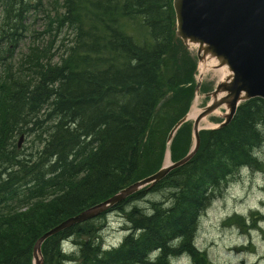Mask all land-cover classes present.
Instances as JSON below:
<instances>
[{
    "label": "bare ground",
    "instance_id": "bare-ground-1",
    "mask_svg": "<svg viewBox=\"0 0 264 264\" xmlns=\"http://www.w3.org/2000/svg\"><path fill=\"white\" fill-rule=\"evenodd\" d=\"M18 1L13 0L12 3L16 5ZM22 1L21 11H18L17 7L18 12L10 16L8 20L0 22V51H3L2 59L6 72L11 73L14 69L17 73L23 72V82L26 83L19 87L16 86L17 84L14 86L15 97L8 106L10 114L17 113L18 117L23 119L21 120L23 128L17 127L9 139L11 145H15L18 151L16 152L13 147L9 157L0 151V163L3 161L2 158L6 162L10 160L11 165L14 166L13 170L19 172L22 167L21 163L27 159L30 160L27 171L30 167L31 170L29 173H24V183L34 187L40 186L41 189L44 188L43 186L48 187L49 184H53L54 190L62 192L59 194L53 191L50 195L48 190L45 191V194L49 196L47 198L49 201H42V204L47 206L53 202L57 204L62 199L58 195L64 193L68 195L75 190L76 185L94 175L92 160L98 155L97 151L100 149L99 146H102V141L96 133L91 134V132L83 135L80 140L78 137L72 140L61 136L56 145L57 151L52 156L48 154L44 159H39L35 151L18 153L19 150H23V147L28 146L24 145V141H26L25 144H29L33 140H41L39 146L43 144V141H49L52 133L47 130L48 127L55 119L58 121L61 119V114L56 112L58 107L55 105L53 96L49 102H33L32 94L36 83L51 73L55 75L71 73L90 75L107 69L111 72H119L128 69V67H135L139 61L131 55L132 48L146 50L155 54L156 57L166 59L173 52V44L169 41L168 46H163L155 41L150 26L142 18V11L137 5L127 4L126 0H61V2L52 0L51 4H54L55 9L53 15L45 13L47 6L43 3L44 0ZM58 5L60 8L56 7ZM244 6H247L248 11L254 12L258 19L264 20V0H249V2L238 0L239 14L245 13L241 9ZM102 7L105 8L102 9ZM42 13L45 14L44 17H47V20L49 19V22H46L44 29L36 30L30 23L33 21L35 24L37 21L38 24ZM10 26H15L14 30L18 29V35H20L19 29L26 31L19 41L15 40V32L11 39V33L14 30L11 32ZM29 37H31L32 44L28 45L24 53H20L22 56L15 63V49L24 38ZM167 37L169 39V36ZM117 39L130 44L128 46L120 45L116 42ZM186 45L190 49L198 50V46L195 44ZM31 49H34V52L28 59L26 55ZM206 60L208 63L200 64V73L215 70L220 79L217 83L231 77L228 69L217 67L219 62L215 57L207 56ZM164 67L158 65L159 70L157 69L158 73L155 75L154 88L158 87L146 117L148 123L141 133L138 145L134 147L136 157L134 156V170L130 173L132 178L125 183L118 180L122 184L114 183L110 189L99 194L95 201H87V204L76 212L55 211L51 217H46L43 223V213L37 214V211L34 230L30 228L26 230L29 231L28 234L31 232L34 236L32 251L24 253L23 248H20L10 256L0 254V264H18L12 257H24L22 264H86L89 259H92V256L96 257L98 254L102 255L106 252L115 254L119 250L129 252L132 243L135 242L141 243V249H144L146 255L145 260L139 264H177L176 261L182 258L189 259L192 264H216L209 256L207 249L211 251L217 246L214 242L209 241L200 245L199 239L210 230L209 227L203 226L206 209L216 200L226 197V187L231 182L228 181L225 188L222 187L216 193L214 192L211 195V203L206 207H199L192 219L187 218L186 221H183V211L171 209L172 205L170 204L193 200L192 187L195 184L198 185L199 181H192L186 176L180 177L176 173L172 175L171 170L164 174L157 173L164 165H177L181 161L183 163L173 169L198 162L197 167L193 166V171L201 172L207 164L216 160L208 159L205 165L203 161L205 158H202L204 153L201 157L197 155L205 141V136L201 133L218 130L229 125L235 115L228 121L226 118V114L229 112L227 107L222 106L225 110L222 107L217 108L208 117L200 120L199 134L195 137V122L199 112L202 111L198 108L199 94L193 95L190 100L189 83L177 82L170 87L169 75L164 72ZM165 89H171L170 96L172 92H184L182 94L185 98L179 104L170 103L167 101L168 94L163 95ZM41 92L44 96L47 91ZM211 115H218L222 118L209 122ZM154 125L169 126V131L174 138L167 136L166 140L159 141L155 148L150 140L151 127ZM28 129H34L36 134ZM182 130L186 133L189 132L190 137L181 132ZM196 139L199 141L198 145ZM263 147L264 143L261 149ZM39 148L41 149V147ZM2 149L4 148H0V150ZM260 150L255 153V158L257 163L260 165L262 163L264 166V159H262L264 152L260 153ZM177 154L179 157L173 158ZM31 161H36V164ZM45 161L46 163H44ZM245 169L249 168L243 165L238 173L239 176L236 175L235 178L238 179ZM211 170H214L212 171L214 175L217 174L216 169ZM256 171L264 172V170ZM182 174L185 175L186 172L183 170ZM182 179L185 180V183ZM175 183L180 186L172 187L171 185L175 186ZM180 188L185 190L180 192ZM7 191L9 196L0 195L1 218H3L1 214L4 213L3 210L15 205L17 197L24 196L20 185L10 187ZM151 193L157 195L149 197ZM226 201L228 202V200ZM260 204V208H251L247 216L233 210L234 213L229 214L231 217L223 221L222 224L231 227L236 225L242 230L243 235L254 237L264 226V201ZM28 207H31V204H28ZM52 207L57 209L58 206L52 205ZM27 208L25 207L23 210ZM154 220L157 221L151 223ZM109 222L116 224V228L113 229L118 231L117 244L108 242L112 239ZM0 223L2 230L9 228L3 219ZM167 223L168 225L169 223L173 224L174 227L169 229ZM176 226L179 227V230L175 228ZM51 239L53 241L45 247V243H49ZM27 241L29 242V237H27ZM151 243H153V247L155 246L154 248L151 247ZM249 245L251 248L255 246L252 239ZM163 246L167 247L166 251ZM203 247L207 249H203ZM241 250L247 251L245 246L241 247ZM251 251H254V248ZM192 255L194 256L192 257ZM108 257L110 258L109 255ZM162 257L166 258L164 263L158 261Z\"/></svg>",
    "mask_w": 264,
    "mask_h": 264
},
{
    "label": "trees",
    "instance_id": "trees-1",
    "mask_svg": "<svg viewBox=\"0 0 264 264\" xmlns=\"http://www.w3.org/2000/svg\"><path fill=\"white\" fill-rule=\"evenodd\" d=\"M12 2L13 0H8L4 5L6 8L4 10V20H8L15 12L22 10V0H19L16 5ZM126 3L137 5L142 11V18L150 26L155 41L163 46L170 41L173 46L177 47L178 51L187 53L188 50L185 45L175 35V14L172 0H126ZM104 8L102 7V9ZM14 28L15 26H10L11 32ZM17 30L11 33V39L15 32V40L19 41L26 31L19 29L20 35H18ZM167 36H169V39ZM116 42L120 43V45L128 46L130 44L119 39ZM130 51L131 55L139 61V64L135 67H128V69L119 72H111L107 69L91 73L90 75L80 73L55 75L51 73L36 83L32 94V97H34L32 99L33 102H49L53 96L55 105L58 107L56 112L61 114V119L59 121L55 119L52 121L51 126L48 127L47 130L52 135L49 141H43L46 146H42L43 144L39 146L42 142L41 140H33L32 144L30 143L31 145L28 144L26 148L23 147V150H19L18 153L24 154L35 151L39 159H44L45 155L49 154L52 156L57 151L58 147L56 145L61 136L72 140L78 137L80 140L83 135L89 134V132L98 135L102 141V146H99L98 155L92 160L94 175L76 185L75 190L68 195L66 193L58 195L62 199L57 204L53 202L47 206L42 204V201H49L47 199L49 196L45 194V191L48 190L50 195H52L53 191L59 194L62 192L54 190L53 184H49L48 187L43 186V189H45L43 193V189L40 186L34 187L30 184H25L24 173H29L31 170L30 167L27 171V165L30 160L23 161L20 171L16 172L13 170L14 166L11 165L10 160L6 162L5 159H1L3 161L0 163V195L9 196L7 190L10 187L20 185L24 196L22 198L17 197V203L12 205V207L9 206L3 210L4 213H1L3 218L0 217V221L3 219L9 228L6 230L0 228V254L10 256L20 248H23L24 253L32 251V238L34 236L31 232L28 234L27 232L29 231L26 230L27 228L34 230L37 211V214L43 213V223V220L46 217H51V214L55 211H60L61 213L65 211L76 212L78 209L83 208L87 201H95L99 194L105 192L106 189H110L118 180L125 183L132 178L130 173L134 170V158L136 157L134 147L138 145L141 133L147 126L146 117L158 87L154 88L155 75L159 70L158 65H163L164 67L165 59L156 57L155 54L153 55V53L146 50L132 48ZM33 52L34 49H31L27 53L28 59ZM195 66L196 62L193 63V66L187 64L183 68V73L191 72L193 67L195 70ZM23 76V72H16V74L6 72L1 78L3 88L0 94V148L4 149L0 151L7 156H11L13 147L16 152L18 151L15 145H11L9 141L10 135L17 127L23 128V123L21 122L23 119L18 117L17 113L10 114L8 111L10 110L8 106L15 97L14 86L17 84L16 86L19 87L21 84H26L25 81L23 82ZM185 80L188 79L186 78ZM177 82V76L170 74L168 77L169 86L171 87ZM170 90H163V95L165 93L168 94ZM41 91L47 92L42 96ZM182 93L184 92H172L167 101L170 103H181L183 98H185ZM189 93L191 100L194 95L192 87L189 88ZM28 130L34 131V129ZM168 132L169 126L154 125L151 127L150 140L155 148L159 141L166 140ZM181 132L185 133L183 130ZM201 134L205 136V141L202 143L197 155L201 157L204 153L202 158H205L203 159L205 165L208 159L216 160L207 164L201 172L193 171V166L197 167L198 162L171 170L172 175L176 173L180 177L186 176L191 178L192 181H199L198 185L195 184L192 187L193 200L170 204L172 205L171 209L183 211V221H186L187 218L192 219L199 207L209 205L212 201L211 195L214 192L216 193L218 189L225 188L228 185V181L231 182L236 175L239 176L238 173L243 165L254 171L264 170L262 163L261 165L257 163L255 158V153L261 149L264 143V99L257 97L243 102L238 107L235 117L229 125L218 130L203 131ZM206 139H209V141H206ZM175 157H179V155L173 156V158ZM31 162L36 164V161ZM211 169H216L217 174L214 175L212 173L214 170ZM183 170L186 172L185 175L182 174ZM182 181L185 183L184 179ZM171 186L178 188L180 185L175 183V186ZM180 189L181 192L184 188ZM208 194L210 195L208 196ZM75 195L77 196L75 197ZM28 204H31V207L27 208ZM52 205L58 206L57 209H53ZM25 207L27 209L23 210ZM156 221L154 220L151 223ZM167 227L170 229L174 225L170 223L168 225L167 223ZM175 228L179 230L178 226ZM80 234L82 235L81 232ZM27 237H29V242ZM51 241L53 239L49 243H45L44 246L47 247ZM137 243H132L129 252L119 250L115 254L110 252L102 255L98 254L96 257L92 256V259H89L86 264H139L145 260L146 255L144 254V249H141V243ZM152 244H150L151 247H153ZM163 249L166 251L167 247L163 246ZM12 258L18 264L24 263V257ZM158 261L164 263L166 258L162 257Z\"/></svg>",
    "mask_w": 264,
    "mask_h": 264
},
{
    "label": "water",
    "instance_id": "water-1",
    "mask_svg": "<svg viewBox=\"0 0 264 264\" xmlns=\"http://www.w3.org/2000/svg\"><path fill=\"white\" fill-rule=\"evenodd\" d=\"M173 6L177 36L188 45L198 46L200 61H207V56L215 57L219 62L217 67H224L231 74L209 93L211 100L195 122L197 137L200 120L217 108L227 107L229 121L242 101L257 96L264 98V20L248 11L247 6L241 8L245 13L239 14L238 0H173ZM199 87L200 83L196 89ZM177 165L164 166L157 174H164Z\"/></svg>",
    "mask_w": 264,
    "mask_h": 264
},
{
    "label": "rangeland",
    "instance_id": "rangeland-1",
    "mask_svg": "<svg viewBox=\"0 0 264 264\" xmlns=\"http://www.w3.org/2000/svg\"><path fill=\"white\" fill-rule=\"evenodd\" d=\"M8 0H0V22L4 19L5 14L2 12L3 5H5ZM52 0L48 2L44 0V4L47 6L45 13L48 15L54 14V4H51ZM61 2V0H60ZM60 8V6H56ZM44 13L41 14L39 22L37 21L33 24V21L30 23L36 30L44 29L47 20V17H44ZM33 20V18H31ZM32 44L31 37L24 38L14 51V62L17 61L22 56L20 53H24L28 45ZM173 52L165 59L164 72L166 74H173L177 76L178 82L189 83L192 89H196L198 81L200 80V75H202V87L196 91V94H199L198 98V108L200 111L209 103L210 96L208 93L212 92L220 79L215 73V70H210L205 73H200V65L198 60L195 59L193 55H196L194 49L187 51V53H182L177 50L175 45L173 46ZM196 62L195 70L192 68L191 72L188 71L187 74L183 73V68L188 64L193 66V63ZM4 68V70H2ZM182 71V72H181ZM17 71L13 70V73L16 74ZM6 73V67L2 66V61L0 60V94L2 93V82L1 78ZM188 80H185V79ZM195 95V91H194ZM193 103V101H192ZM223 108V107H222ZM225 110V108H223ZM209 116V115H208ZM206 116V117H208ZM204 117V118H206ZM222 117L218 115H211L209 117V122L216 121ZM193 122V120H190ZM217 124V123H216ZM205 128V127H204ZM187 137H190L189 132H185ZM167 136V135H166ZM26 141H24V145ZM32 144V141L30 142ZM29 143V144H30ZM30 144V145H31ZM262 150V151H261ZM260 150V153L264 152V147ZM264 159V156L263 158ZM161 163V161H160ZM160 167V166H159ZM226 190V197L216 200L215 203H212L210 207L206 210V214L203 218V226L206 228L209 227L207 234L203 235L199 239V244L202 245L205 241L208 243L211 242L217 246L211 251L207 249L209 256L216 264H264V226L260 231L255 234L254 237L250 238L249 235H243L242 230L234 225L235 227L228 226L227 224H222L223 221H226L231 216L233 210H237L238 214H243L247 216L251 208L258 207L260 208V203L264 201V172L252 171L250 169H245L243 173L238 177V179H233L231 184L228 185ZM157 195L151 193L149 197ZM228 200V202L226 201ZM116 213V212H114ZM203 216V217H204ZM109 230H111V240H108L109 243L117 244L118 231L116 229V224L110 223ZM108 230V231H109ZM253 240L255 244L254 251H251V246L249 245L250 240ZM119 243V242H118ZM247 251H242L241 247H244ZM180 259V258H179ZM177 264H192L189 259L182 258L179 261H176Z\"/></svg>",
    "mask_w": 264,
    "mask_h": 264
}]
</instances>
